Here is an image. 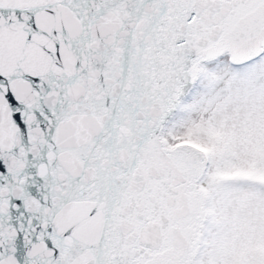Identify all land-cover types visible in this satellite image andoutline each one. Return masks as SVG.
I'll use <instances>...</instances> for the list:
<instances>
[{
	"label": "snow or ice",
	"instance_id": "snow-or-ice-1",
	"mask_svg": "<svg viewBox=\"0 0 264 264\" xmlns=\"http://www.w3.org/2000/svg\"><path fill=\"white\" fill-rule=\"evenodd\" d=\"M0 264H264V0H0Z\"/></svg>",
	"mask_w": 264,
	"mask_h": 264
}]
</instances>
